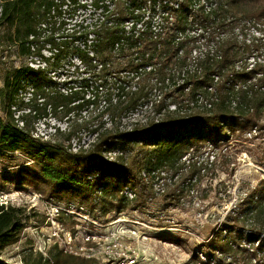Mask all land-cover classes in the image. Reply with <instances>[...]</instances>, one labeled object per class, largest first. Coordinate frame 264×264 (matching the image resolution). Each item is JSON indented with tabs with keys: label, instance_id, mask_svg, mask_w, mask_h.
<instances>
[{
	"label": "trees",
	"instance_id": "obj_1",
	"mask_svg": "<svg viewBox=\"0 0 264 264\" xmlns=\"http://www.w3.org/2000/svg\"><path fill=\"white\" fill-rule=\"evenodd\" d=\"M69 6H90L98 14L81 20V46L74 52L91 75L60 93L55 110L74 106L84 124L89 117L82 113L101 106L99 114L116 110L119 120L157 91L153 116L114 130L95 124L93 141L74 152L70 131L56 129L58 136L68 135L66 145L60 138H34L24 115L18 125L12 109L19 90L31 81L41 88L42 70L12 68L0 88V154L19 151L32 161L18 170L15 184L107 215L147 201L137 184L150 192L153 181L165 180L162 174L185 169L195 177L206 168L195 152L257 132L264 119V0H0V27L10 28L6 41L21 57L35 55L40 34ZM226 151L220 149L223 156ZM125 187L136 190L132 199ZM182 193L174 187L166 196L180 200ZM27 220L25 208L0 203V252L18 241ZM32 257L25 264H97L62 251L50 259ZM185 264H264L263 183L245 192Z\"/></svg>",
	"mask_w": 264,
	"mask_h": 264
},
{
	"label": "rangeland",
	"instance_id": "obj_2",
	"mask_svg": "<svg viewBox=\"0 0 264 264\" xmlns=\"http://www.w3.org/2000/svg\"><path fill=\"white\" fill-rule=\"evenodd\" d=\"M64 10L66 13L55 19L57 24L40 34L34 44L35 55L21 57L19 49L6 41L10 28L0 27L1 86L3 75L12 68L28 65L42 70L39 79L42 87L37 89L32 81L26 83L15 109H12L14 118L24 115L28 131L34 138L43 141L60 138L66 145L69 143L66 140L68 135L58 136L57 128L67 134L70 131L71 144L72 141L84 144L93 141L91 126L95 124L101 123L102 126L105 123L106 127L114 130L113 127H128L136 121L151 118L150 102L158 98L157 91L138 109L124 113L121 121L114 119L118 115L116 110L110 111V114H99L101 106L98 111L90 108L92 112L82 113V116L89 117L84 124H81V115L73 111L74 106L65 104L55 110L54 104L59 102L60 93L66 94L69 89L86 84L91 75V70L84 68L74 52L81 46L78 33L81 20L89 22L98 16L90 6L86 10L75 11L70 6L64 7ZM67 111H73L68 115L69 119ZM0 116H4L1 110ZM109 117L113 120L112 124ZM21 119L19 126H22ZM245 135L233 139L227 147L221 144L214 149L208 145L198 153L194 151L199 157L196 160L203 161L206 167L195 177L187 175L185 169L177 174H162L165 180L153 181L150 192L144 190L142 184H137L138 196L143 200L148 197L147 201L140 206L131 203L127 208L111 211L107 215H103L100 209L92 211L79 201H59L42 195L34 188L15 184L18 170L31 165L32 161L19 151L0 154V202L23 207L28 215L26 228L18 241L0 252V260L6 264H25V258L31 262L35 254L47 259L57 251L68 254L64 251H75L83 246L86 241L84 236L89 233L95 239L107 242L97 247L93 259L97 264H110L114 258L119 260L125 253L137 255V264H185L192 251L214 235L226 214L244 198L245 192L264 184V119L260 121L256 133ZM220 149L228 152L223 156ZM163 185L165 191H162ZM174 187L183 190L184 196L180 200L166 196ZM56 208L60 215L56 213ZM70 231L75 235L72 246L67 244L65 237ZM109 244L112 247L106 246Z\"/></svg>",
	"mask_w": 264,
	"mask_h": 264
},
{
	"label": "built area",
	"instance_id": "obj_3",
	"mask_svg": "<svg viewBox=\"0 0 264 264\" xmlns=\"http://www.w3.org/2000/svg\"><path fill=\"white\" fill-rule=\"evenodd\" d=\"M0 10H1V8H0ZM26 85H27L26 83H23V87L19 90V94H22L23 93V91L25 90V86ZM0 88H1V84H0ZM28 100H30V99H28ZM13 109H15V107H13ZM15 117H16L15 118L16 121L19 122L21 117L19 115L18 116H15ZM21 124L23 125L22 120H21ZM76 142L77 141H74V142L72 141V144H71L72 145V151H74V152H77L78 150H80V148L82 146H84V147H88L89 146V143L83 142L84 144H82V143L77 144L78 142L77 143ZM119 150L120 149H118L115 152L114 151L113 152H110L108 155L109 156H112V155L115 156V154L117 152H119ZM143 175L146 176V174H143ZM90 178H92V176ZM123 194H125L126 196H128V198H130V199H132L134 197V192L129 187H125L124 188ZM94 202L96 204L98 202V200L97 199H94ZM56 213L58 215H60V211H59L58 208H56ZM86 219H88V218H86ZM118 221H121V220L119 219ZM53 222H55V221H53ZM65 237H67V239H68L67 240V244L72 246V244H73L72 243V240L74 239L75 235L73 233H71V231H70V232H66V236ZM84 238L86 239V241L83 243L84 244L83 246L81 245V246L77 247V249H75V251H70L69 252V251H66L65 250L64 252L65 253H68V254L76 255V256L82 255V256H85L88 259H94L95 255L97 254V251H96L97 250V247L101 243H104V242L95 239L94 236L92 234L90 235L89 233L86 234L84 236ZM104 244H107V242L104 243ZM106 246L108 248L109 247H112L110 244L109 245H106ZM119 258H120L119 260H117V258H114V260H112L110 264H137V261H138V257L135 254H128V255H126V253H125V254H123Z\"/></svg>",
	"mask_w": 264,
	"mask_h": 264
}]
</instances>
